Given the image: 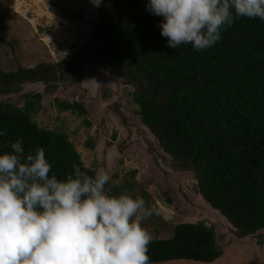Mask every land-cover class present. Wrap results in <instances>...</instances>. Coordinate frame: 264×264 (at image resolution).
<instances>
[{"label":"trees","instance_id":"1","mask_svg":"<svg viewBox=\"0 0 264 264\" xmlns=\"http://www.w3.org/2000/svg\"><path fill=\"white\" fill-rule=\"evenodd\" d=\"M148 0H101L84 42L56 62L0 69V93H20L41 83L49 93L87 70L118 75L132 88L140 121L183 171H191L201 197L234 228L238 239L264 228V21L237 18L214 46H167L163 17ZM3 15L0 14V27ZM0 40L4 41L1 36ZM23 105L0 100V151L23 141L25 153L43 149L52 173L62 179L73 165L89 175L65 131L38 126L41 93L22 95ZM60 111L86 114L82 103L58 102ZM89 147L93 145L88 144ZM111 195L120 188L106 185ZM262 243V242H261ZM151 264L171 260L211 263L220 249L203 222L178 223L171 236L152 238Z\"/></svg>","mask_w":264,"mask_h":264},{"label":"rangeland","instance_id":"2","mask_svg":"<svg viewBox=\"0 0 264 264\" xmlns=\"http://www.w3.org/2000/svg\"><path fill=\"white\" fill-rule=\"evenodd\" d=\"M0 14V69L8 71L18 64L56 62L77 50L95 21L96 6L92 0H0ZM131 91L118 75L98 68L49 93L41 83L25 84L20 93H0V100L22 106L23 94L41 93V110L34 115L38 126L65 131L86 167L96 171L110 163V185L156 209L143 222L152 238L171 236L178 223L203 222L214 229L222 250L211 263L152 264H264V228L235 237L232 225L198 193L193 172L179 169L142 124ZM61 101L82 103L86 114L60 111Z\"/></svg>","mask_w":264,"mask_h":264},{"label":"clouds","instance_id":"3","mask_svg":"<svg viewBox=\"0 0 264 264\" xmlns=\"http://www.w3.org/2000/svg\"><path fill=\"white\" fill-rule=\"evenodd\" d=\"M147 10L163 17L173 49L211 48L237 18L264 21V0H148ZM10 149L0 151V264H151L143 222L156 209L109 194L110 163L93 175L73 165L60 179L43 149L26 154L22 140Z\"/></svg>","mask_w":264,"mask_h":264}]
</instances>
